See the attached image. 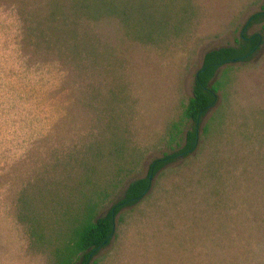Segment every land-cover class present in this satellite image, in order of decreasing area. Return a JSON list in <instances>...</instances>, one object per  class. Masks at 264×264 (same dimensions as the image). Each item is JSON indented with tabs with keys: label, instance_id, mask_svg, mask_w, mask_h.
<instances>
[{
	"label": "rangeland",
	"instance_id": "rangeland-1",
	"mask_svg": "<svg viewBox=\"0 0 264 264\" xmlns=\"http://www.w3.org/2000/svg\"><path fill=\"white\" fill-rule=\"evenodd\" d=\"M6 5L7 29L21 38L0 48V264H55L49 227L64 231L79 208L85 169L105 194L101 216L177 151L168 129L181 121L203 56L242 33L262 43L249 61L217 71L223 88L197 148L150 177L89 264H264V22L243 30L264 0H175L170 15L182 23L158 44L103 17L76 32H89L93 52L49 29V0Z\"/></svg>",
	"mask_w": 264,
	"mask_h": 264
},
{
	"label": "trees",
	"instance_id": "trees-1",
	"mask_svg": "<svg viewBox=\"0 0 264 264\" xmlns=\"http://www.w3.org/2000/svg\"><path fill=\"white\" fill-rule=\"evenodd\" d=\"M160 5H159V3ZM175 0H49V29L55 34H64L72 47L82 44V48L93 52V38L89 32L77 37L81 24L88 29L89 24L101 18L118 21L125 34L142 43L158 44L168 31L181 25L175 24L171 9H175ZM183 11V10H182ZM183 13H185L183 11ZM264 22V9L249 17L243 30ZM264 30V25L262 26ZM63 36V35H62ZM72 41V42H70ZM262 43L259 33L240 35L236 46L210 50L203 56L201 67L196 71L192 84L191 96L184 106L181 121L171 124L168 129V143L177 151L164 154L148 167V176L130 182L123 196L104 214L99 215L105 202V194L93 182L94 171L84 170L79 184L85 191L81 193L79 208L67 213L63 221L64 231L49 227V248H52L55 264H89L91 259L109 244L115 229V218L122 209L138 203L149 190L150 177L175 163L179 158H186L198 146V128L206 113L217 103V93L222 91V82L214 81L217 71L231 62H247ZM92 55V54H91ZM188 127L184 131V125ZM208 126L203 128L204 132ZM172 144L174 146H172ZM23 209H31L24 203ZM67 210V209H66ZM66 210L62 213L64 215ZM30 233L40 244L46 241L43 225L30 215L27 216Z\"/></svg>",
	"mask_w": 264,
	"mask_h": 264
},
{
	"label": "crops",
	"instance_id": "crops-1",
	"mask_svg": "<svg viewBox=\"0 0 264 264\" xmlns=\"http://www.w3.org/2000/svg\"><path fill=\"white\" fill-rule=\"evenodd\" d=\"M6 1L7 0H0V48L3 49V51L7 46H9L6 43L7 40L9 42H14L16 40V37H17V40L21 38L19 29L17 30L18 36H16V29H14L12 27L7 29V26H6V24H7ZM10 22H12V21H10ZM12 239H13V242H12L11 247L18 250V245H17L16 239L13 237H12Z\"/></svg>",
	"mask_w": 264,
	"mask_h": 264
}]
</instances>
